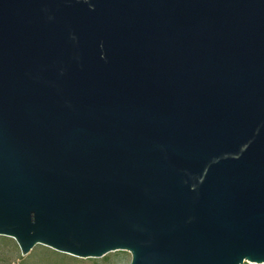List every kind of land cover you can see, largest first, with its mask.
I'll return each mask as SVG.
<instances>
[{
  "label": "water",
  "instance_id": "water-1",
  "mask_svg": "<svg viewBox=\"0 0 264 264\" xmlns=\"http://www.w3.org/2000/svg\"><path fill=\"white\" fill-rule=\"evenodd\" d=\"M0 235L264 264V0H0Z\"/></svg>",
  "mask_w": 264,
  "mask_h": 264
},
{
  "label": "rangeland",
  "instance_id": "rangeland-1",
  "mask_svg": "<svg viewBox=\"0 0 264 264\" xmlns=\"http://www.w3.org/2000/svg\"><path fill=\"white\" fill-rule=\"evenodd\" d=\"M129 251H113L102 257L80 258L59 252L43 244H37L27 255H23L17 241L0 235V264H130ZM244 264H252L246 261Z\"/></svg>",
  "mask_w": 264,
  "mask_h": 264
}]
</instances>
